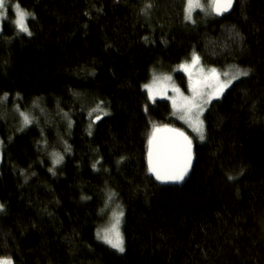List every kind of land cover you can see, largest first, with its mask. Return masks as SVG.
<instances>
[{
	"label": "trees",
	"instance_id": "16d2710c",
	"mask_svg": "<svg viewBox=\"0 0 264 264\" xmlns=\"http://www.w3.org/2000/svg\"><path fill=\"white\" fill-rule=\"evenodd\" d=\"M5 1L30 14L31 36L11 15L1 26L0 258L264 264V0L221 18L197 10L192 24L187 0ZM193 55L250 74L204 114L188 181L161 185L153 127L182 125L144 84ZM174 80L187 87L184 73ZM112 194L122 253L98 236Z\"/></svg>",
	"mask_w": 264,
	"mask_h": 264
},
{
	"label": "rangeland",
	"instance_id": "374dc122",
	"mask_svg": "<svg viewBox=\"0 0 264 264\" xmlns=\"http://www.w3.org/2000/svg\"><path fill=\"white\" fill-rule=\"evenodd\" d=\"M12 5L15 4L5 1L7 15L5 18H0V30L2 28L1 26L3 22L9 19V15L14 16L16 19L15 11L12 8ZM186 9V18L191 24L194 22L193 15L195 11L203 9L205 11H209L210 13L213 12L211 0H191V7L189 5V0H187ZM27 18L26 23L28 20ZM15 19L13 18L12 22L14 26L17 27L14 23ZM17 30L20 35L23 34L29 36L28 33L21 32L18 28ZM194 57L197 58L196 55H193L188 60L183 61V63L180 65L173 66L170 71H153L150 80L144 84V88L146 92L150 93L151 95L160 97L162 100H168L171 106H173L176 120L182 125V131L187 133L193 141L198 140L199 142H203L205 139L204 134L206 127L204 124V114L210 107L211 103L224 95L225 92H227V90L235 85L239 80L247 78L250 72L246 71L247 75H239L237 79L233 80L221 91L219 90V84L217 83V80L213 77V74L210 72V70H217L216 75L218 76L220 83H225L231 78V76L236 75L237 72L241 70L234 67H228L225 70L219 69L217 67H210L206 64H203L198 58L194 60ZM177 72L185 74L187 87L184 90L181 89L178 84H176V82H174V76ZM225 72L228 73L227 77L224 75ZM194 86L196 88L195 93L193 92ZM160 127H163V125H160ZM197 128L201 129L204 137L203 139L200 138L201 131H197ZM1 147L2 145L0 144V161L2 158ZM115 198V194H112L111 201L108 203V205L112 208L107 213H105L106 210L104 211V222L98 230V236L103 242L106 241L102 237L106 232H110L112 226L117 223V217L119 218L118 230L122 235V219L124 215L122 213V205L120 206V204L115 201ZM112 235H114V233H112ZM106 245L111 247L113 250L122 253L121 251L112 247L109 243ZM123 248L125 250V247ZM3 259L5 258H0V260ZM8 260L11 261V264H14L12 259L9 258Z\"/></svg>",
	"mask_w": 264,
	"mask_h": 264
},
{
	"label": "snow or ice",
	"instance_id": "6c2138e0",
	"mask_svg": "<svg viewBox=\"0 0 264 264\" xmlns=\"http://www.w3.org/2000/svg\"><path fill=\"white\" fill-rule=\"evenodd\" d=\"M211 4L213 7V10L217 14H222L224 11H227L228 8L231 7L232 0H224L223 3H221V0H211ZM189 5L191 7V0H189ZM150 7V5H149ZM12 8L15 11L16 19L14 20L15 25L21 32L31 34L29 32V29L27 27L26 18L30 15L29 13L25 12L19 4L12 5ZM7 15L6 12V6H5V0H0V18H5ZM197 59L194 57V60ZM210 72L213 74V77L217 80V83L219 84V90H223L224 87H226L228 84H230L233 80L237 79L239 75H247L246 71H238L236 75L231 76L230 79H228L225 83H220L218 76L216 75L217 70L211 69ZM224 75L227 77L228 73L225 72ZM193 92H196L195 86L193 87ZM27 123V119L25 121ZM197 131H201L200 128L196 129ZM179 136L184 138L186 148L177 153L173 159V162L169 165L167 163L161 164L158 160L156 165H152L151 170L156 173V178L158 180L164 181H180L184 178L188 162L191 159L190 154V141H188L187 137H184L183 133H178ZM201 139H203V134L201 131ZM151 143V141H150ZM151 152H150V164H151ZM2 208V206H0ZM118 224H119V218L117 217V223L112 226V229L110 232H106L104 236L102 237L107 243H109L112 247L116 248L117 250L123 252V238L121 233L118 230ZM114 233V235H112ZM99 235V234H98ZM0 264H11V261L8 259L0 260Z\"/></svg>",
	"mask_w": 264,
	"mask_h": 264
},
{
	"label": "water",
	"instance_id": "95a60500",
	"mask_svg": "<svg viewBox=\"0 0 264 264\" xmlns=\"http://www.w3.org/2000/svg\"><path fill=\"white\" fill-rule=\"evenodd\" d=\"M224 0H221V3H223ZM236 0H232L231 7L228 8L227 11H224L222 14H217L213 10V14L217 18L223 17V15H230L234 12L235 9ZM103 116L99 115V117H96L94 120L95 124L100 123ZM153 133L151 137V143L149 145V154L147 156L148 160V168L151 173L152 178L160 183L161 185H172V186H181L185 184L188 181V177L191 174V168L195 162V147H194V141L187 133H184L182 129L179 127H173L169 125H164L163 127L160 126H154L153 127ZM178 133H183L184 137H187L188 141H190V154L191 159L188 162L187 172L184 176V178L180 181H164L158 180L156 178V173L151 170L152 165H156L158 160L161 164H171L173 162V159L175 155L181 151H183L187 146L185 144L184 138L179 136ZM150 152H151V164H150Z\"/></svg>",
	"mask_w": 264,
	"mask_h": 264
},
{
	"label": "bare ground",
	"instance_id": "6f19581e",
	"mask_svg": "<svg viewBox=\"0 0 264 264\" xmlns=\"http://www.w3.org/2000/svg\"><path fill=\"white\" fill-rule=\"evenodd\" d=\"M12 18H14L15 19V17L14 16H12ZM14 25V24H13ZM15 27V26H14ZM17 28V27H16ZM2 29V28H1ZM1 31V30H0ZM29 32H30V30H29ZM26 36V35H25ZM29 36H31V34L29 35ZM28 36V37H29ZM150 145V144H149ZM149 148V147H148ZM148 154H149V152H148Z\"/></svg>",
	"mask_w": 264,
	"mask_h": 264
}]
</instances>
